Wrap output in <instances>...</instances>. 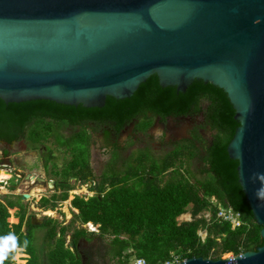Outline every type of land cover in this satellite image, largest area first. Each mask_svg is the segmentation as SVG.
Masks as SVG:
<instances>
[{
    "label": "water",
    "instance_id": "obj_1",
    "mask_svg": "<svg viewBox=\"0 0 264 264\" xmlns=\"http://www.w3.org/2000/svg\"><path fill=\"white\" fill-rule=\"evenodd\" d=\"M152 76L178 94L198 81L226 95L238 123L226 152L262 227L254 252L181 264H264V0H0L6 104L103 108Z\"/></svg>",
    "mask_w": 264,
    "mask_h": 264
},
{
    "label": "trees",
    "instance_id": "obj_2",
    "mask_svg": "<svg viewBox=\"0 0 264 264\" xmlns=\"http://www.w3.org/2000/svg\"><path fill=\"white\" fill-rule=\"evenodd\" d=\"M148 113L162 119L204 114L213 130V141L204 158L203 181L186 166L199 154L192 142L179 145L160 162L149 152L140 151L125 171L111 170L101 176L100 197L75 198L73 206L79 212L76 220L81 225L99 226V233L75 228L72 235L75 241L109 238L107 256L115 264H133L139 259L146 264H161L173 255L181 262L192 258L218 261L228 254L236 257L261 248L262 227L256 225L238 184L237 162L226 152L238 126L233 118L235 112L226 95L211 85L196 81L185 94H178L176 88H160L157 77L152 76L131 99L108 98L105 107L91 109L44 101L6 104L0 100V142L12 143L23 136L36 147L45 146L53 137L64 153L74 155L73 162L64 165L60 172L51 173L66 182L73 175L72 170L79 167L82 172L89 166L90 135L82 129L64 137L58 131L62 126L90 122L111 125L119 132L126 124L142 119L137 128L144 130L151 124L146 117ZM51 153L49 150L50 161ZM167 172L169 179L163 182ZM61 187L64 191L71 188L66 184ZM64 191L60 197L54 196V200H66L68 195ZM209 197H215L216 204H210ZM48 201L42 199L41 206L46 207ZM15 206L19 204L11 199L0 200V238L13 234L23 254L29 257L27 264H82L79 256L66 248L65 229L57 235V223L50 218L45 219L43 226L50 227L45 240L53 245L49 244V253L42 261L34 247L32 232L22 231L25 209L20 207L17 224L9 223V210ZM220 207L238 212L242 225L233 229L229 223L218 222L216 213ZM205 212L210 214L209 221ZM187 213L192 215V221L180 223L178 218ZM200 231L207 233L204 241ZM15 255L10 253L4 264H14ZM85 264L98 263L90 259Z\"/></svg>",
    "mask_w": 264,
    "mask_h": 264
},
{
    "label": "flooded vegetation",
    "instance_id": "obj_3",
    "mask_svg": "<svg viewBox=\"0 0 264 264\" xmlns=\"http://www.w3.org/2000/svg\"><path fill=\"white\" fill-rule=\"evenodd\" d=\"M146 117H148V119L151 120V124L144 130H140L137 128V125L139 124L140 121H142V119L135 120L133 122H130L129 124H126L119 132H116V130L111 125L95 124L90 122L82 123V125H77L79 127L78 130H82V129L86 130L88 135H90L89 166L86 168V170L84 171L82 170V172H80L79 167L75 169V171L72 170L71 172L73 173V175L69 176L66 182H62L63 180L61 181L58 178L44 179L43 177H41L43 181L38 180L40 177H35L33 182L29 180H25V177L28 174L31 177H33V175L30 173L24 174L20 172L18 168L12 167L13 166L12 161L16 163H21L22 158L15 156L11 158L10 156V154L12 153V151H10L11 147L17 143H22L23 141H25V137L21 136L20 140L12 143L0 142V148H1L0 174L1 172L12 174V176L9 179H3L2 181H0V189H7L10 195L15 196V198H12L11 200L19 204V206H15L14 208H12V209H16L14 214L16 215L15 218L17 219V222H18L17 215L19 214V212H21L20 207H23L25 209V218H24V224L22 226V231L26 233L27 231L30 230L32 232L33 240H34V231L37 229H40L42 231L44 230L42 239L43 241H47L45 240V236L48 229H50V227L49 226L44 227L43 224L46 218H50V217H46V212H48L49 210V212L55 215L56 217V220L55 219L53 220L56 221L57 223V226H55L56 228L55 231L57 235H59L62 229H65L66 232L65 239H66L67 247L69 249H72L75 255L79 256V258L82 261V264L89 262L90 259L96 261L98 264L104 261H106L107 264L110 263V259L107 256L110 241L107 243L106 240L102 238H95L92 240H88L87 238H79L77 239V241H75V239L72 236L73 233H71L72 231L71 221L65 220V222L67 223L62 225V223L64 222L63 216H65L66 214V212L63 211V209L65 208L63 203L67 201L68 196L71 193L74 194V198L69 200V204L67 205L66 210L69 214H72L75 211L79 213L78 210L73 206V201L78 196L76 194L75 186L79 184L78 187L81 188L86 187V191L84 194L87 195V198L82 197L85 200H88L93 197H100L101 196L100 189L102 187L101 176L104 173L111 170L113 171L115 170L117 172L125 171L126 168L124 170H121L117 162L121 154L127 150L128 141L132 140L133 143H137L136 141L138 140V138H140L139 143H141L142 147L145 148L140 151H147L146 150L147 147L144 146L145 137L160 138V144L158 148L160 149V147L161 148L163 147L164 150H166V155L171 151H173L176 147H179V145H181L182 143L192 142L196 146L199 152L198 157H196V159L192 161L195 162L198 160L201 162L200 165L201 168L199 167L198 171L199 173L202 174L201 171H203L204 169L202 168V165L204 164V158L207 156V150L211 146L213 141V130L210 128V125L206 121V117L204 116L203 113L193 117L192 116L167 117L166 119H162L159 116L148 113ZM172 121L174 122L189 121V123H193V124L196 123L197 125L191 124V128H190L191 131H188V133L185 134L183 131L180 130V128L176 126L169 127L168 123H171ZM164 125H166V127H164ZM203 126H207L208 131L211 132L210 135L206 136V133L204 132L205 130L204 128H202ZM71 127H76V126L65 125L62 126L58 131L61 134H66L67 130L71 129ZM155 128L162 130V132L159 131L158 134H155L153 132V129ZM167 130H169V132L171 133L170 140H168L167 137L168 135ZM31 147L32 149L36 148L41 153L42 150L44 149L46 150L47 146L39 145L35 147L31 145ZM134 147L135 146H133V148ZM47 153H48L47 163L48 164L51 163V166H53L54 163H52V161L54 160L52 159V161H50L49 151ZM148 154L149 156H151L150 153ZM65 156L67 157V159L69 158V160L64 161L61 169L64 167V165H67L68 162H73L74 160V155L72 153L66 152ZM126 158L128 160L129 156L128 157L126 156ZM102 165H104L103 167L104 169H102L101 167ZM17 174L20 175L22 174V175L19 177L17 176ZM203 174L204 176L206 175V173ZM26 184L29 185V189L32 186L37 185L39 187L50 190V193L47 197H44L45 195H40L38 199L39 208H35L36 210L34 211H30L29 210L30 207H28L27 205L29 200L31 199L30 195H29V199L27 200L22 199V196L25 194L23 193V189L20 187H23V185ZM63 184L71 186V188H69L71 190L68 189V191L67 190L64 191V189H62L61 187ZM63 191L67 192L68 196L66 200H58V199L54 200V196H56V198L60 197ZM44 198L49 200L46 207H42L40 204V202ZM50 210H52V212ZM37 213L41 214L39 218H37L38 217ZM72 218L75 217L73 216ZM85 225L91 226L90 223ZM31 226L35 228L31 229L30 228ZM58 237L59 236H57L56 239ZM24 256L29 259L27 255Z\"/></svg>",
    "mask_w": 264,
    "mask_h": 264
},
{
    "label": "rangeland",
    "instance_id": "obj_4",
    "mask_svg": "<svg viewBox=\"0 0 264 264\" xmlns=\"http://www.w3.org/2000/svg\"><path fill=\"white\" fill-rule=\"evenodd\" d=\"M191 124H193V123H189V121H184V122L172 121L171 123H168V126L169 127L176 126V127L180 128V130L183 131L185 134H187L188 131H191V129H190ZM193 125H197V124L194 123ZM164 127H166V125H164ZM202 128H204V130H205L204 132L206 133V136L211 134V132L208 131L207 126H203ZM78 129H79L78 126L71 127V129H68L67 133L63 134V136L64 137L73 136L75 133L78 132ZM164 129H166V128H164ZM53 130H55V128ZM159 131L162 132V130H159L156 128L153 129V132L155 134H158ZM167 131H168L167 137H168V140H170L171 133L169 132V130H167ZM164 133H167V132H164ZM139 140H140V138H138V140L136 141L137 143H133L132 140L128 141L127 150L121 154V156L117 162V164L120 166L121 170H124L128 166V164H130V162H132V160H134V158L138 155L137 153L140 150L145 149L142 147L141 143H139ZM144 141H145L144 146L147 147L146 150L150 153L151 157H153L154 159H156L160 162L162 160V158L164 157V155H166V150H164L163 147L162 148L160 147V149L158 148V146L160 144V138L145 137ZM184 144L185 143H182L181 146H183ZM46 146H47L46 150L44 149L40 153V151L37 150L36 148L32 149L30 143H28V142L26 143L25 141H23L22 143L15 144L10 149V151H12L10 156H11V158H13L14 156L15 157H21L22 162L16 163V162L12 161V163H13L12 167L18 168L19 171L24 173V174L30 173L33 175V177H40V178L43 177L44 179H50V178L60 179V177H53L51 175V172L55 171V170L60 172L62 164L64 163V161L69 160V158L67 159L63 149H61L60 147L57 146L56 143H54L53 137L51 138V141L46 144ZM133 146H135V147L133 148ZM49 150L52 152L51 155L53 157L52 159L54 160V161H52V163H54L53 166H55L54 168H53V166H51V163H49V164L47 163V161H48V155H47L48 153L47 152ZM0 156H1V148H0ZM126 156L127 157L129 156L128 160H127ZM200 165H201V162L198 160L195 162L191 161L190 163L186 164V166L190 167L191 174L193 173L196 178H198L200 181H203V176L198 171ZM95 166H96V164H95ZM101 167H102V169H104L103 168L104 165H102ZM204 167H205V165L203 164L202 168H204ZM102 169H101V171H102ZM185 169L186 168L183 169L184 173L186 171ZM169 173L170 172H167L166 175H164V177L162 178L163 182H167V180L169 179V175H170ZM187 176H188V174H187ZM6 177L8 179L9 177H11V175H7ZM33 181L34 180H32L31 182H33ZM78 186H79V184H77L75 186L76 194L78 196L87 198V195L84 194L86 191V187L81 188ZM20 188L23 189L24 194L30 195V197H31V199L29 200V202L27 204L28 207H30L29 208L30 211H34V210H36L35 208H39L38 199H39L40 195H45L44 197H47L50 193V190H48L46 188L39 187L37 185H34L29 189V185L26 184ZM6 198L12 199V198H15V196L10 195L9 191L7 189H0V200L6 201L7 200ZM73 198H74V194L71 193V194H69L67 201L63 203V205L65 206L63 211L66 212V214H65V216H63L64 222L62 223V225L67 223V222H65V220L71 221V227H72L71 233H73L75 228L77 230L87 229L88 232L99 233L98 226L91 227L89 225H81L76 220V218H72L73 216L75 217V215L77 214V211L73 212L72 214H69L67 212L66 208H67V205L69 204V200H71ZM207 200L209 201L210 204H216L215 197H209V198H207ZM15 211H16V209H10L9 210V212L11 214L9 222L11 224L17 223V219L15 218V215H14ZM50 211L52 212V210H50ZM48 212H49V210H48ZM48 212H46V217H50V218L56 220L55 215H53L52 213L48 215L47 214ZM37 214H38L37 218H39L41 216V214L40 213H37ZM190 216H191V218H189ZM190 219H192V215L190 213H187V214L180 216L178 218V221L181 223V222H186L185 220H190ZM43 231L40 229H37L34 231V245L37 248H41V250H43V253H41V255L45 254L44 249H46V247L44 246V241L42 239ZM202 232H203V236L207 238V233L205 231H202ZM109 241H111V240L109 238H106V242L108 243ZM15 257H16V259H13L14 264H26V262H25L26 257L24 256L22 251L19 253H16ZM231 258H233V256L228 254V255L223 256L221 260L231 259ZM99 264H107V263H106V261H104V262H100ZM108 264H115V263H108Z\"/></svg>",
    "mask_w": 264,
    "mask_h": 264
},
{
    "label": "built area",
    "instance_id": "obj_5",
    "mask_svg": "<svg viewBox=\"0 0 264 264\" xmlns=\"http://www.w3.org/2000/svg\"><path fill=\"white\" fill-rule=\"evenodd\" d=\"M204 217L207 219V221H209L210 214L208 212H205ZM189 218H191V216ZM190 220H185V221L188 222ZM216 220L218 222L229 223L233 229L238 228L242 225L240 214L238 212L233 211L229 207L228 208H222V207L218 208V211L216 213ZM199 235L203 239V241L206 239V237L203 236L202 231H200ZM181 263L182 262L180 258L173 255L170 260L164 263H161V264H181ZM133 264H146V262L142 259H139V260L134 261Z\"/></svg>",
    "mask_w": 264,
    "mask_h": 264
},
{
    "label": "clouds",
    "instance_id": "obj_6",
    "mask_svg": "<svg viewBox=\"0 0 264 264\" xmlns=\"http://www.w3.org/2000/svg\"><path fill=\"white\" fill-rule=\"evenodd\" d=\"M262 193H264V188L257 191V196H262ZM90 224L91 227L95 226L92 223ZM24 247H27V241H25ZM21 251H23V249L19 247L17 238L13 234H9L5 238H0V264H4L5 260L9 258L10 253H19ZM12 258L16 259L15 256Z\"/></svg>",
    "mask_w": 264,
    "mask_h": 264
},
{
    "label": "crops",
    "instance_id": "obj_7",
    "mask_svg": "<svg viewBox=\"0 0 264 264\" xmlns=\"http://www.w3.org/2000/svg\"><path fill=\"white\" fill-rule=\"evenodd\" d=\"M78 214V213H77ZM11 215V214H10ZM15 215V214H14ZM16 216V215H15ZM10 219V218H9ZM10 223V222H9ZM18 223V222H17ZM16 223V224H17ZM11 224V223H10ZM11 225H13V224H11ZM33 242H34V240H33ZM48 241H44V246L46 247V249H44V253L45 254H42L41 255V253H43V250H41V248H37L35 245H34V247H35V249L37 250V253L39 254V256H41L40 258H41V260L43 261H45L46 260V256H47V254L49 253V244H52L53 245V242H50L48 245ZM66 248L67 249H69L68 247H67V243H66ZM69 250H71L72 251V249H69ZM73 252V251H72ZM25 255V254H24ZM26 261H28V258H26ZM44 263V262H43ZM26 264H27V262H26Z\"/></svg>",
    "mask_w": 264,
    "mask_h": 264
},
{
    "label": "bare ground",
    "instance_id": "obj_8",
    "mask_svg": "<svg viewBox=\"0 0 264 264\" xmlns=\"http://www.w3.org/2000/svg\"><path fill=\"white\" fill-rule=\"evenodd\" d=\"M7 175H9V174L6 173V172H1V174H0V181H2L3 179H7V177H6ZM9 178H10V177H9ZM9 178H8V179H9ZM47 214L49 215V214H51V213L48 212ZM92 227H93V226H92ZM90 228H91V227H90ZM92 229H93V228H92Z\"/></svg>",
    "mask_w": 264,
    "mask_h": 264
}]
</instances>
